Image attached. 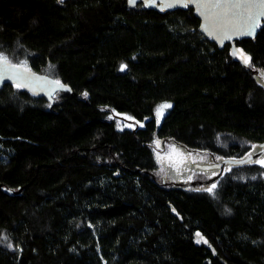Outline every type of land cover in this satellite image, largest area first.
Wrapping results in <instances>:
<instances>
[{"label": "trees", "instance_id": "obj_1", "mask_svg": "<svg viewBox=\"0 0 264 264\" xmlns=\"http://www.w3.org/2000/svg\"><path fill=\"white\" fill-rule=\"evenodd\" d=\"M199 25L192 8L0 0V58L73 90L0 87V264H264V166L182 186L164 159L263 149L264 26L237 59Z\"/></svg>", "mask_w": 264, "mask_h": 264}, {"label": "water", "instance_id": "obj_2", "mask_svg": "<svg viewBox=\"0 0 264 264\" xmlns=\"http://www.w3.org/2000/svg\"><path fill=\"white\" fill-rule=\"evenodd\" d=\"M214 2H217V0H136V3L132 6L143 3L146 8L153 9L161 13L178 9L192 8L195 16L200 20L199 31L210 41L215 42L221 49H223L227 44H230L233 56L239 59V49L236 43L239 40L248 38L256 40L259 31L264 26V5L261 4V0H253V3L256 6L252 8L244 6L217 8L213 6ZM229 2L232 4H243L244 0H224L225 4ZM185 3H187L188 6H183ZM250 14L251 16L256 17L258 21L254 29H252L254 32L253 35L245 34L252 24ZM225 34L231 36V39L225 38ZM241 62L243 65L248 66V63H245L244 60L241 59ZM7 84L21 85L37 96L46 97L50 100L51 105L54 103V95L57 91L69 90L73 92L71 87L58 82L49 75L28 70L22 66L0 58V87ZM263 154L264 142L263 149L255 152L247 158L240 160L226 159L211 165H198L201 169H220L219 173L209 180L178 182L176 185L191 186L213 183L222 176L225 167L228 164L238 165L248 163L249 161L259 158ZM151 174L155 181H158L157 176L153 173ZM22 189L23 188L21 187L19 189L7 187L9 194L20 193Z\"/></svg>", "mask_w": 264, "mask_h": 264}, {"label": "rangeland", "instance_id": "obj_3", "mask_svg": "<svg viewBox=\"0 0 264 264\" xmlns=\"http://www.w3.org/2000/svg\"><path fill=\"white\" fill-rule=\"evenodd\" d=\"M167 106H162L158 111H157V117L162 119L166 113H167ZM171 106V105H170ZM128 125V124H126ZM171 156V157H170ZM164 157V156H163ZM169 157V158H168ZM197 158L198 160L195 161L194 159ZM169 164H173V166H170V170L168 169V173L170 174V178L173 181H180V182H190L195 180V176L189 172V168L195 164V166H198V164L201 165H206L207 161L202 160L198 155L187 151L185 148L174 145L173 146V151L169 154V156L165 157ZM258 160H264V155L256 159V163L261 165V163H258ZM167 163V162H166ZM168 164V165H169ZM199 168V167H198ZM245 166L243 165H229L227 168V172H234L236 170L244 169ZM173 170L175 172H173ZM199 242H204L206 241L201 238L200 236L198 237Z\"/></svg>", "mask_w": 264, "mask_h": 264}, {"label": "snow or ice", "instance_id": "obj_4", "mask_svg": "<svg viewBox=\"0 0 264 264\" xmlns=\"http://www.w3.org/2000/svg\"><path fill=\"white\" fill-rule=\"evenodd\" d=\"M61 2H63V0H61ZM128 2H129V4L134 5L136 3V0H128ZM261 4L264 5V0H261ZM183 6L186 7L188 5H187V3H185ZM213 6L217 7V8H220V7H241V6H244L247 8H252V7H255L256 5L253 3V0H244L243 4H241V3L232 4L230 2L225 4L224 0H217V2H214ZM250 19H252V24L250 25L249 30L245 33L247 35H253L254 34L252 29H254L256 23L258 22L257 18L251 16V14H250ZM225 38L231 39V36L225 34ZM234 55H235V53H234ZM250 59H251L250 57L245 58V63H248L250 61ZM168 107H170V105H168ZM257 162L261 163V165L264 166V160H258ZM197 235H199V234H197Z\"/></svg>", "mask_w": 264, "mask_h": 264}, {"label": "bare ground", "instance_id": "obj_5", "mask_svg": "<svg viewBox=\"0 0 264 264\" xmlns=\"http://www.w3.org/2000/svg\"><path fill=\"white\" fill-rule=\"evenodd\" d=\"M52 77V76H51Z\"/></svg>", "mask_w": 264, "mask_h": 264}]
</instances>
